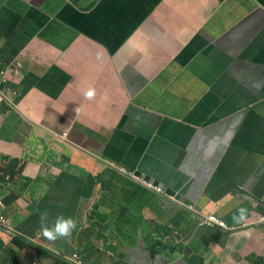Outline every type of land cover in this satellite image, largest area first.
<instances>
[{"label":"crops","instance_id":"crops-1","mask_svg":"<svg viewBox=\"0 0 264 264\" xmlns=\"http://www.w3.org/2000/svg\"><path fill=\"white\" fill-rule=\"evenodd\" d=\"M0 54V264H264V0H0Z\"/></svg>","mask_w":264,"mask_h":264},{"label":"clouds","instance_id":"clouds-1","mask_svg":"<svg viewBox=\"0 0 264 264\" xmlns=\"http://www.w3.org/2000/svg\"><path fill=\"white\" fill-rule=\"evenodd\" d=\"M0 62H1L2 69L6 72V82H2V78L0 76V85H1V89H2L1 92H2V95L4 97V101L3 102H0V105H6V104L13 105L14 102H12V100H10L9 97H8V95H7L8 92H10V89L8 88L10 79H9L8 70L5 67V64H4L3 60H2L1 54H0ZM86 95L89 96V97H91L92 92L89 91V92L86 93ZM118 171L120 173H122L123 175L126 176L127 170L125 168H119ZM135 177H136V179L143 186H145L148 189L154 191L155 193H157L158 195H160V197H169L171 199V197L167 195L168 193H167V191H165V189L163 187H160L159 185H156V184H154V183H152V182H150L148 180H144V179H142L139 176H135ZM146 183H151L154 186L161 188L163 192H158V191L150 188ZM22 187L23 186H20L18 189H21ZM18 189H17V193L22 194V195H24L25 192H26V190H27V188H24L23 187V189L21 190V192H19ZM5 191H7V189L4 187L3 183L0 182V201L2 202V205H0V218L1 217H4L6 219V222L5 223H2L0 221V229H2V230H5V227L8 225V218L4 215V209H6V202H5V198L3 197V194H4ZM187 210H189V211L193 210V206H188L187 207ZM203 216L206 217V216H210V215H202V216L195 217V218L200 223L201 218ZM242 218L243 217H241V219ZM218 219H220V218H218ZM45 222H46V214H42L41 215V229L40 230H41L42 234L45 237L49 238V239H56L58 237L65 238L64 236L70 235L71 230L75 227V224H74V222L72 221L71 218H65V217H62V216L61 217H57L56 222H55V224H54V226L52 228L45 227L44 226L45 225ZM259 222L264 223V215H262L260 217ZM200 225H201V223H200ZM227 226L230 227L229 225H227ZM200 227L218 228V229L226 230V231H233V230H235V227H231L232 229H228L227 230V229H222L221 227H219L217 225H201ZM37 238L38 239H41L42 238V235H39V236L37 235ZM75 256L80 257V260L82 261V264H90V263H87L84 260V258L82 257L81 254L76 253V252L75 253H72L70 255L64 256L63 259L66 261L67 264H76L75 261H74L75 260L74 259Z\"/></svg>","mask_w":264,"mask_h":264},{"label":"built area","instance_id":"built-area-1","mask_svg":"<svg viewBox=\"0 0 264 264\" xmlns=\"http://www.w3.org/2000/svg\"><path fill=\"white\" fill-rule=\"evenodd\" d=\"M0 76L2 78V82H6V72L2 69L1 66V62H0ZM2 89H1V85H0V102L4 101V97L2 95ZM150 188L158 191V192H163L161 188L154 186L151 183H146ZM0 205H2V202L0 201ZM0 221L2 223L6 222V219L4 217L0 218ZM201 225H217L219 227H221L222 229H232L231 227H228L224 221L218 219L216 216L214 215H210V216H206V217H202L201 221H200ZM74 261L76 264H82V261L80 260V257L75 256L74 257Z\"/></svg>","mask_w":264,"mask_h":264},{"label":"trees","instance_id":"trees-1","mask_svg":"<svg viewBox=\"0 0 264 264\" xmlns=\"http://www.w3.org/2000/svg\"><path fill=\"white\" fill-rule=\"evenodd\" d=\"M22 189H23V187H22L21 189H18V191L21 192ZM262 263H263L262 260L257 259V260H256L254 263H252V264H262Z\"/></svg>","mask_w":264,"mask_h":264},{"label":"rangeland","instance_id":"rangeland-1","mask_svg":"<svg viewBox=\"0 0 264 264\" xmlns=\"http://www.w3.org/2000/svg\"><path fill=\"white\" fill-rule=\"evenodd\" d=\"M75 249H68L69 252H73Z\"/></svg>","mask_w":264,"mask_h":264}]
</instances>
